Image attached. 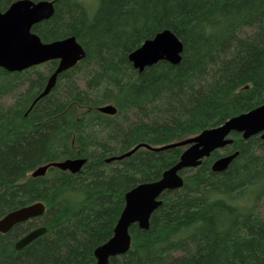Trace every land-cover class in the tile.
Wrapping results in <instances>:
<instances>
[{
	"label": "trees",
	"instance_id": "16d2710c",
	"mask_svg": "<svg viewBox=\"0 0 264 264\" xmlns=\"http://www.w3.org/2000/svg\"><path fill=\"white\" fill-rule=\"evenodd\" d=\"M13 1L0 0V10ZM49 1L52 15L32 32L43 42L74 36L85 54L39 98L57 60L0 67V217L45 207L0 233V264H96L93 251L112 236L125 192L160 178L184 147L107 158L194 136L264 103V0ZM163 29L182 42L180 61L138 72L128 54ZM105 104L115 114L97 110ZM230 136L181 170L182 187L160 196L147 229L131 225L130 249L109 264H264V141ZM235 150L225 170L211 171L215 157ZM78 157L85 161L76 173L30 174ZM37 225L45 232L16 249Z\"/></svg>",
	"mask_w": 264,
	"mask_h": 264
},
{
	"label": "water",
	"instance_id": "95a60500",
	"mask_svg": "<svg viewBox=\"0 0 264 264\" xmlns=\"http://www.w3.org/2000/svg\"><path fill=\"white\" fill-rule=\"evenodd\" d=\"M53 11V2L49 0H14L5 10H0V67L11 72L22 71L57 60V65L38 98L51 90L59 73L74 66L85 54L74 36L43 42L37 34L32 32V26L49 18ZM182 50L183 45L180 39L172 31L163 29L132 50L128 54V60L133 68L141 72L145 67L161 60L171 64L178 63ZM97 110L113 115L116 107L113 104H105L97 107ZM233 132L239 133L243 139L259 135V138L264 141V103L234 115L217 126L203 129L194 136L162 146L138 143L122 154L107 158L106 161L118 160L129 156L140 147L155 151L184 147L178 160L164 170L160 178L138 183L125 192L124 206L113 228L112 236L94 249L96 264H109L110 258L127 252L131 245L129 232L131 225L136 224L140 229H147L152 212L161 204L160 196L166 190L182 187L181 170L197 167L215 150L230 145L233 142L230 136ZM237 154L238 151L235 150L215 157L211 162V171L225 170ZM84 161V158L79 157L53 161L36 167L30 174L33 177L42 176L49 167L76 173ZM44 211L42 202H34L9 211L0 217V232L4 233L17 223L41 216ZM44 232V226L33 228L21 236L14 247L20 249Z\"/></svg>",
	"mask_w": 264,
	"mask_h": 264
},
{
	"label": "flooded vegetation",
	"instance_id": "af4514ba",
	"mask_svg": "<svg viewBox=\"0 0 264 264\" xmlns=\"http://www.w3.org/2000/svg\"><path fill=\"white\" fill-rule=\"evenodd\" d=\"M12 211V210H11ZM5 215V214H4ZM40 216H37V217H33V218H31V219H28V220H25V221H23V222H20V223H17V224H22V223H27V222H29V221H31V220H34V219H37V218H39ZM37 223V222H36ZM39 225H37V226H35V227H32L31 229H33V228H36V227H38ZM12 228V227H11ZM10 228V229H11ZM9 229V230H10ZM31 229H29L28 231H30ZM8 230V231H9ZM8 231H6V232H4V233H2V234H5V233H7ZM28 231H26L24 234H26ZM1 233V232H0ZM23 234V235H24ZM23 235H21V236H23ZM20 236V237H21ZM20 237H18L15 241H14V244H15V242L20 238ZM106 242V241H105ZM93 253H94V251H93Z\"/></svg>",
	"mask_w": 264,
	"mask_h": 264
},
{
	"label": "rangeland",
	"instance_id": "374dc122",
	"mask_svg": "<svg viewBox=\"0 0 264 264\" xmlns=\"http://www.w3.org/2000/svg\"><path fill=\"white\" fill-rule=\"evenodd\" d=\"M245 32H248V31H245ZM261 213H262V215L264 216V200H263V202H262V205H261Z\"/></svg>",
	"mask_w": 264,
	"mask_h": 264
}]
</instances>
